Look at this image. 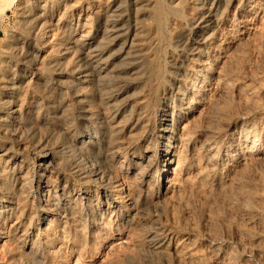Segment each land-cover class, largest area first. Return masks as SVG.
<instances>
[{
  "label": "rangeland",
  "instance_id": "obj_1",
  "mask_svg": "<svg viewBox=\"0 0 264 264\" xmlns=\"http://www.w3.org/2000/svg\"><path fill=\"white\" fill-rule=\"evenodd\" d=\"M27 1L26 17H33L30 19L18 16V8L25 6L26 0H0V99L6 92L3 87L10 81L20 80L18 85L22 86L18 96L5 99L6 107L18 105L20 112L14 115L17 120L8 125L0 121V264H164L147 246L149 234L156 229L160 234H170L174 244L191 241L196 245L194 257L180 251L170 256L168 264H264V106L258 97L260 84L256 83L264 71V5L258 19L251 18L262 41L249 50L250 42L246 40L243 48L248 49L247 53L230 64L240 79H246L242 80L244 88L254 90H247L248 99L240 102L229 86L224 95L230 98L227 104L224 102L227 106L222 102L219 109L220 116L229 119L220 122L217 116L211 118L216 122L210 119L201 124L200 139L219 128L228 147L223 152L219 146L216 148V155L221 154L217 159L190 155L185 175H171L165 185L162 171L166 167L155 144L158 111L164 102L168 56L180 31L175 19L189 9L186 0H146L150 1L146 8L150 14L146 17L148 29L158 27L163 36L162 68L139 108L145 114L143 132L132 130L128 141L134 142L126 144L124 158L116 159L109 145L88 139L89 133L98 131L95 119L104 126L109 121L100 94L89 86L93 98L84 95L72 100L70 87H88L73 71L88 69L84 55L104 40L110 28L105 16L112 14L113 6L122 7L123 13L118 14L123 15L128 27L124 9L144 0ZM232 13L238 14L235 10ZM175 29L179 30L174 33ZM92 35L97 41H92L91 46L83 43ZM108 52L105 57H109ZM45 98L53 101L52 114L44 111ZM234 104L242 107L240 111ZM238 112L244 114V120ZM49 117L54 121L50 122ZM82 140L85 142L79 144ZM233 140H239L241 154L248 150L246 164H240L239 156L233 158ZM78 155L84 159L78 160ZM220 158L226 162L221 169L216 165ZM174 166L175 163L170 165L168 171ZM88 170L99 173L98 179L89 178ZM202 170L212 174L204 182L208 185L198 188ZM118 198L121 206L114 208L113 199Z\"/></svg>",
  "mask_w": 264,
  "mask_h": 264
},
{
  "label": "bare ground",
  "instance_id": "obj_2",
  "mask_svg": "<svg viewBox=\"0 0 264 264\" xmlns=\"http://www.w3.org/2000/svg\"><path fill=\"white\" fill-rule=\"evenodd\" d=\"M9 1L13 3V0H9ZM25 3H26L25 6H22L20 9L18 8V11H19L18 16L20 15L19 16L20 18L22 16V18L26 19L27 17H29L27 14L28 13L27 4L29 3V1L26 0ZM149 5H150V1L149 2L146 0L139 1V2L137 1L132 6L131 9H128V8L124 9V13L128 14L126 16H128L127 19H129V23H130V25L126 27L124 25V17H122L123 15L118 14L121 12L123 13L122 7L115 4L113 6L114 9H112L111 11L112 14L108 13L110 14L108 15L106 13L108 16H105V18L107 19L106 21L109 22L110 24V28L109 29L107 28L108 30L106 29L107 33H106V36L104 37V40L103 41L101 40V43H98L99 44L98 47L95 46L96 47L95 49L88 50L87 54L84 55L86 56V61L88 63L87 64L88 66L87 65H84V66H87L88 69L84 70L82 69L83 68L82 67L80 70L78 69L76 71H73L75 76L81 78L82 82L84 83L83 85H88V84L89 85L88 87L85 86L83 90L76 89L73 85H71L70 90H71L72 100L77 99L81 96L84 97V95L87 97L92 95L91 98H93L94 95L91 93L93 92L92 90L94 89L97 91L96 93L100 94L101 96L100 98L102 100L100 101V103L102 102L101 104L104 106V108L108 111L107 113L109 114V121L106 124V126L103 125L102 121H97L94 118L95 120L93 121V124L97 127L98 131L89 133L88 139L91 142H97V143L99 142V144L106 143L107 145H109V147H111L112 149V153L115 159L116 157L124 158L126 156L127 152L125 150L128 148L126 144L131 145L132 142H134V140L131 141L132 139L128 141L130 136H132L131 131L135 130L136 128H138L140 131L143 128L144 123H141V122H144L145 114H144V111L142 112L139 110V108L145 103L143 101V95L144 93L148 91V89H152L151 87L153 86L157 78L159 77V74L162 68L161 67V52H163L161 48V45L163 42L161 38L162 32H161V29H159L158 27L157 29L155 28L156 30L148 29V26L146 23V17L148 18L150 14L148 13V10L146 8ZM185 5L188 6L189 9L187 10L185 9L186 11H183V15L180 17V19L178 20L177 18L175 19V26L180 27L179 28L180 31L177 34L178 35L176 37L177 40L175 41V44L173 45L171 52L168 56V69H167L168 71H166L168 76H167V79L164 78L165 82L167 83L165 87V91L163 93L164 102L163 104L160 105V108L158 111L159 129L156 134V138L158 140L156 139L157 142L154 141L155 144L157 143V149L159 151V156L163 162L162 164L164 167H166L162 171L165 173V178L163 180V183L165 185L168 184V182H170V178H168L169 176L171 177L172 175L174 178L177 176L181 177L185 175V173L187 172L186 170H188V167H189L188 157H190V155L192 157L199 156L203 159L204 157H207V156H208L207 157L208 159L210 158L217 159L221 154L218 153L216 155V152H215L216 148L219 146L222 152L224 151V149H226L225 147L227 145H225V142H224L225 136H223V133L219 131V128L217 130L213 129L214 130L213 132L209 131V133L212 132V135L205 132L206 133L205 135L209 134L210 136H207V137L205 136L206 137L205 139H200L201 137L200 131H202L201 124H203L204 120L209 121L211 118L217 119L218 117H221L220 113L222 112L219 111L221 104L223 102V106L226 105L228 103V100L230 99V98L228 99V97H224L225 92L229 90L228 89L229 86L233 88L234 94L240 102L248 99V93L246 91L247 90L253 91L254 88L245 89L244 86L246 85L243 81H245L246 79L245 80L244 78L240 79L238 77L239 73H237L238 74L237 76L236 71L233 70L230 64L231 62L235 60L237 61V59H239L241 55L243 56V54L247 53L248 49L243 48L244 44L246 43V40L250 42L248 44L249 50H253L254 48H256L257 44L261 40L259 36L260 34L259 31H257L258 32L257 34L255 31L256 30L255 27H253L251 23H253L254 21L253 18L258 19L259 14L263 12L262 10L264 9L263 8L264 3H262V1L260 2L259 0H186ZM234 10L238 13V14L236 13L237 15L235 14L236 16L232 15L234 14L232 13L234 12ZM30 18H33V17L30 16ZM30 18H27V19H30ZM251 18L253 20L252 22H251ZM37 19L38 21L40 20L39 18ZM254 23L256 24V22ZM178 30L175 29V32L174 31L173 32L176 33ZM94 40H96L95 35H92L90 37H87L83 41V43L85 42V44L90 45L92 41ZM245 48L247 47L245 46ZM84 50H86V48H84ZM107 51H109L108 53H110L109 57H105V54H107L106 53ZM247 58H248V55H247ZM80 60L82 59L80 58ZM115 61H118V63L116 64ZM234 63L232 65H234ZM261 68H264V67H261ZM260 73L261 74H259L258 72V74L261 75V77L260 79L256 81V83L260 84L259 85L260 93L259 94L257 93L259 95L257 96L261 97L260 98L262 100L261 103H263L262 105L264 106V71ZM240 77L242 76L240 75ZM19 81H16V80L10 81L9 85L5 84L6 88L3 87L4 90L6 89V92L5 91H4L5 93L3 92L4 96L3 98L0 99V107H1L0 110H1V113H3L4 117H6V119L2 115L0 116V121L1 122L6 121L7 125L8 123L10 124L11 122H13L16 119V116L14 117V115H16L17 112H20L18 111V107H17L18 105L16 103H13V105L11 104L13 107H11L9 104H8L9 107H6L7 101L5 100L9 98L11 99L12 97H16V95L19 93L22 87V86L21 87L19 86L20 83L18 85ZM92 85H95L96 87L94 86L93 88ZM89 86L92 87V90L90 89ZM89 89L92 92L90 91L88 92ZM258 97L254 96L253 98H258ZM230 102L232 101L230 100ZM249 102L251 101L249 100ZM44 103L45 104H43L44 105L43 108H44L45 113L52 114V110L54 108L53 101H51L48 98L47 99L45 98ZM254 104L256 105L257 103H254ZM232 106H230V108H232ZM236 107L239 108L238 106ZM234 108L235 107H233V109ZM241 108H239V111ZM28 110L26 112H28ZM234 110H238V109H234ZM227 111L229 112V110ZM236 112L237 111H234L235 115H236ZM136 113L138 114L137 115L138 117L135 118ZM101 114L104 115L103 112ZM108 114L105 117H108ZM229 114H232V112ZM187 115H188V118L186 117ZM213 115H216V116H213ZM239 115H243V117L241 116V118L244 120L245 118L244 114L239 113ZM261 115H263L262 112H261ZM55 117H57V115ZM224 117L225 118H222V117L219 118L220 119L219 121L222 122L221 121L222 119H227L226 115ZM49 118H51V120L49 119L50 122L54 121L53 120L54 118L52 117H49ZM58 119H60V117H58ZM134 119L136 120L135 123H134ZM105 120H107V118ZM230 120H232V118ZM238 120L241 121L240 117ZM210 121L214 122L212 121V119ZM219 121H217V123L219 127H221ZM94 125H93V128H95ZM231 125L232 124H230V126ZM207 128L209 129V127ZM128 130L129 132L127 134ZM141 131L143 132V130ZM245 136H242V137L247 138ZM239 137H241V135H239ZM251 139H253V137ZM84 142H85L84 140L78 141L79 144L80 143L82 144ZM103 144H100V145H103ZM230 146L233 149L232 151L233 158H236L239 156L240 164H246L245 162L248 161V158H247V161L245 158L248 156L247 155L248 150L243 151L242 154L240 153L241 152L240 150L242 148L239 149L240 148L239 140L231 141ZM73 149L74 147L72 148V150ZM72 150H70L71 153H73ZM228 150L230 149L228 148ZM188 152H190L191 154H189ZM76 153L77 152H75V155ZM78 156H79L78 160L81 161L84 159L83 156H80V155ZM220 159L216 162V165L218 167L220 166V169H221V166H225L226 162H224L225 160L223 161L222 159L221 160ZM235 162L237 161L235 160ZM173 163H175V166L173 167L172 170L168 171V168ZM94 171L89 172L88 170V173H89L88 177L91 179H95L96 177L98 179V176L100 174ZM210 174L212 173L206 172V170H202L200 172L199 177L197 178L198 188H202L204 185H208V183H204V182H207V179L210 176ZM179 183L180 182L176 183V185H179ZM118 199H113V204L115 205L113 206L114 208H118L121 206V201H120L121 199L119 200ZM155 208H156V205H155ZM156 230L152 232L150 231L151 234H149L148 236L149 239L147 241L148 242L147 246H148V249L152 251L154 255L160 256L165 263L168 264L170 256L174 254H179L180 251H184L185 255L188 257L195 256L196 245L193 244L191 241L189 242L181 241L182 243L174 244L172 242V238L170 234H160ZM177 258H179V256ZM223 259H224V256H223Z\"/></svg>",
  "mask_w": 264,
  "mask_h": 264
}]
</instances>
